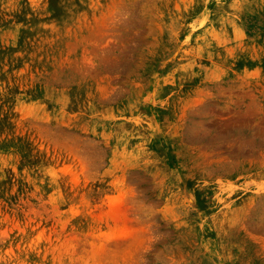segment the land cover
Segmentation results:
<instances>
[{"label": "rangeland", "instance_id": "rangeland-1", "mask_svg": "<svg viewBox=\"0 0 264 264\" xmlns=\"http://www.w3.org/2000/svg\"><path fill=\"white\" fill-rule=\"evenodd\" d=\"M0 264H264V0H0Z\"/></svg>", "mask_w": 264, "mask_h": 264}]
</instances>
